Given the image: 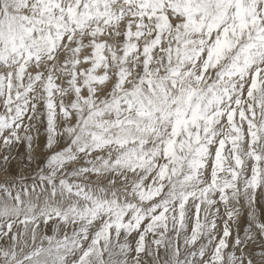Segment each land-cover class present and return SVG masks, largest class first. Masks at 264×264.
Instances as JSON below:
<instances>
[{
	"label": "snow or ice",
	"instance_id": "obj_1",
	"mask_svg": "<svg viewBox=\"0 0 264 264\" xmlns=\"http://www.w3.org/2000/svg\"><path fill=\"white\" fill-rule=\"evenodd\" d=\"M0 264H264V0H0Z\"/></svg>",
	"mask_w": 264,
	"mask_h": 264
}]
</instances>
